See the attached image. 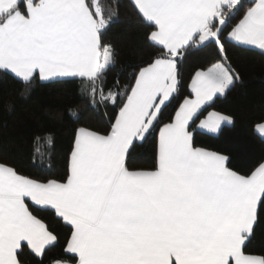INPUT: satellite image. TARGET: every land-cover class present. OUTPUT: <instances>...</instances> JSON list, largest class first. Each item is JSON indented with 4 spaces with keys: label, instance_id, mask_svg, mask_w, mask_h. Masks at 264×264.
I'll use <instances>...</instances> for the list:
<instances>
[{
    "label": "snow or ice",
    "instance_id": "snow-or-ice-1",
    "mask_svg": "<svg viewBox=\"0 0 264 264\" xmlns=\"http://www.w3.org/2000/svg\"><path fill=\"white\" fill-rule=\"evenodd\" d=\"M234 50L264 56V0H0V84L75 83L85 107L66 139L0 142V264H264V120L257 151L224 107Z\"/></svg>",
    "mask_w": 264,
    "mask_h": 264
},
{
    "label": "trees",
    "instance_id": "trees-1",
    "mask_svg": "<svg viewBox=\"0 0 264 264\" xmlns=\"http://www.w3.org/2000/svg\"><path fill=\"white\" fill-rule=\"evenodd\" d=\"M110 38L121 50V60L134 63L143 55L139 35L135 28L116 24ZM239 71L243 74L247 87L233 93L224 104L227 114L234 115L237 123L236 134L247 139L257 151L260 150L259 138L255 135L254 125L264 120V56L259 51L234 50ZM9 100L14 101L8 108ZM69 106L78 107L85 113V107L78 99L75 83H58L35 91L30 97H19L11 81L0 84V142L12 154L26 153L31 146L30 134L37 127L55 126L62 139L71 135V128L59 123V117ZM212 109H210L211 111ZM215 110L220 111L218 106ZM91 113H87L88 118ZM38 147H42L39 146ZM143 156V150L141 152ZM146 159V157H145ZM143 163V159L138 161Z\"/></svg>",
    "mask_w": 264,
    "mask_h": 264
}]
</instances>
